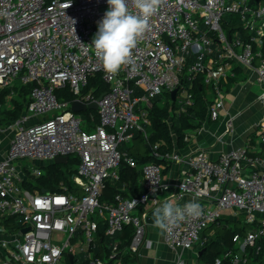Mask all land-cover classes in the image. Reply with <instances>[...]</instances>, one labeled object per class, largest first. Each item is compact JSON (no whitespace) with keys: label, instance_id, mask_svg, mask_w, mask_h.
Masks as SVG:
<instances>
[{"label":"built area","instance_id":"1","mask_svg":"<svg viewBox=\"0 0 264 264\" xmlns=\"http://www.w3.org/2000/svg\"><path fill=\"white\" fill-rule=\"evenodd\" d=\"M108 7L107 0H0V93L16 82L35 83L0 160V230H8L1 227L6 216H16L20 226L10 239L0 241V264H63L67 250L76 255L95 245L101 223L112 237L132 225L129 249L139 254L148 205L159 207L166 200L181 207L196 201L203 208L200 217H186L164 234L169 246H200L208 238L203 231L229 217L247 224L246 232L236 233V249H228L212 264H258L255 257H264V119L253 144L233 148L218 159L203 150L185 159L167 154L187 164L171 186L163 181L164 166L149 162L141 168V194L118 193L113 203L100 197L107 179L120 178L123 161L138 166L121 145L132 142L137 132L148 138L149 108L163 92L178 88L176 98L184 110L193 104L191 87L202 75L204 83L214 87L208 118L217 120L224 107L222 83L236 76L239 65L256 72L264 102V0H162L131 61L115 75L104 71L89 46ZM227 15L238 18L228 20L232 33L223 26ZM96 73L108 84L101 99L83 91ZM66 86L75 99L58 98L56 90ZM76 99L97 101L99 121L73 111ZM1 107L0 101V131ZM32 117L41 119L30 123ZM232 129L229 119L227 130ZM72 154L80 157L73 176L80 193L63 184L62 191H30L21 185L18 167L23 160L51 161ZM33 174L40 172L34 169ZM117 242L111 243L109 259L117 255ZM107 262L91 257L89 264ZM177 264H185L184 259Z\"/></svg>","mask_w":264,"mask_h":264},{"label":"trees","instance_id":"2","mask_svg":"<svg viewBox=\"0 0 264 264\" xmlns=\"http://www.w3.org/2000/svg\"><path fill=\"white\" fill-rule=\"evenodd\" d=\"M232 18L238 20L237 16L227 15L223 22L224 28L229 33H232L233 29H231L232 25L228 23V20ZM237 24L240 27V23ZM240 67H235L237 72L235 77H230L228 81L222 83L225 90H228L240 79ZM34 86L35 83L22 84L21 82H16L13 87H5L1 90L2 125H11L20 118L30 100ZM107 90L108 84L104 81L101 73H96L90 77L88 84L83 89L84 92L93 91L97 95ZM191 91L194 96V102L184 110L181 108L178 99L174 100L172 98L171 92L165 91L153 99L152 106L149 108L150 124L146 126L148 138L143 133L137 132L133 140L134 144L121 147V149L128 151L136 158L138 166L132 167L123 161L119 169L120 178L118 180L110 178L106 180L100 197L102 202L113 203L118 193L129 197L141 194L144 191V188L139 191L142 176L141 168L146 163L165 164L164 170L169 169L170 160L167 158V154H171L176 147H184L187 144L185 140L187 132L201 127L209 119L208 105L215 96L214 87L204 83V77L201 75L193 82ZM56 94L60 100L71 101L76 98L69 86L57 89ZM10 95L11 97L9 98ZM81 114L85 117L92 114L96 122L99 121V115L95 109L82 111ZM93 126V123L88 124L89 129H92ZM79 163L80 157L74 154L69 156V160L66 163H56L54 160L47 161L39 167L41 170L39 175L28 172L27 179H24L21 185L30 191H62L63 184L69 190L80 193V187L76 185L73 179V176L78 171ZM2 223L10 228L11 231H15L20 227L16 216H6L3 218ZM247 226L241 220L236 221L229 217L218 219L217 222L213 223L202 233L203 237L206 236L208 238L200 245V253L201 250L205 249L200 254V259L212 264L216 258L222 256L228 249H236L232 238L238 232L244 234ZM212 230L213 233L209 235ZM134 232L135 229L132 225H126L122 231L112 237L106 234V225L101 223L95 245H92L86 252L76 254L75 263L89 264L91 257H101L108 258L107 264H139V254L132 253L129 249ZM114 240L118 241L117 255L114 259H109L112 250L111 243ZM254 260L258 261V264H264L262 254L256 256ZM225 263L229 264V261H225ZM63 264H73L68 254L64 255Z\"/></svg>","mask_w":264,"mask_h":264},{"label":"crops","instance_id":"3","mask_svg":"<svg viewBox=\"0 0 264 264\" xmlns=\"http://www.w3.org/2000/svg\"><path fill=\"white\" fill-rule=\"evenodd\" d=\"M238 66L236 65L235 67ZM240 68V79L225 92L224 107L219 118L217 120L207 119L201 127L189 130L186 134L188 138H185L187 144L182 148L176 147L173 152L185 159L203 150L213 159H218L224 152L254 143L261 122L264 119V102L260 99L263 85L256 79V72L248 68ZM40 119L41 117H32L30 123ZM229 119L233 121L232 131L227 130ZM13 134V124L2 125V130L0 131V160L5 157ZM169 160L170 166L168 170H164L163 181L168 186H171L177 181L181 171L187 169V164L179 160ZM27 161V163H22L18 167L21 181L27 179L28 172L33 174L34 169L41 172L39 167L47 162L42 160ZM163 166L165 169V164ZM139 187V191L143 189L142 176ZM171 188H167L162 195H167ZM155 208L148 205L146 210L145 244L140 249L139 264H177L180 257L184 259L185 264L206 263L200 259V246L176 250L168 245L164 234L160 235L159 230L153 227L152 213ZM1 225L3 229L6 227L5 224ZM13 232L10 228L8 230L6 228L5 230H0V241L2 239H10Z\"/></svg>","mask_w":264,"mask_h":264},{"label":"clouds","instance_id":"4","mask_svg":"<svg viewBox=\"0 0 264 264\" xmlns=\"http://www.w3.org/2000/svg\"><path fill=\"white\" fill-rule=\"evenodd\" d=\"M161 3L162 0H107L108 10L89 45L106 73L115 75L131 61L133 50L149 30V20ZM202 214L203 208L196 201L181 207L166 200L152 213L153 227L163 235L186 217L198 218Z\"/></svg>","mask_w":264,"mask_h":264},{"label":"water","instance_id":"5","mask_svg":"<svg viewBox=\"0 0 264 264\" xmlns=\"http://www.w3.org/2000/svg\"><path fill=\"white\" fill-rule=\"evenodd\" d=\"M178 92V88L174 89L171 91V96L172 98L175 100L176 99V94ZM104 95V93H102L101 95H99L98 99H101L102 96ZM98 108V104H97V101H92L90 103H85L81 100H74L72 102V105H71V109L75 112H82V111H86L88 109H97ZM149 148L151 149V146L149 145ZM155 155H157L155 153ZM69 160V156H58L54 159V162L56 163H66L67 161ZM45 191V190H43ZM29 227H26L23 229V232H26L28 230ZM205 249L201 250V253L204 251ZM68 256L70 257V261L71 263L73 264H77L75 263V255L71 252L68 253Z\"/></svg>","mask_w":264,"mask_h":264},{"label":"rangeland","instance_id":"6","mask_svg":"<svg viewBox=\"0 0 264 264\" xmlns=\"http://www.w3.org/2000/svg\"><path fill=\"white\" fill-rule=\"evenodd\" d=\"M164 101V100H163ZM134 142L132 141V142H129V143H123L122 145H121V147H123V146H126V145H132ZM23 163H27L28 161L27 160H23L22 161ZM243 217H241V219H242ZM66 253H69V250H67L66 251Z\"/></svg>","mask_w":264,"mask_h":264}]
</instances>
